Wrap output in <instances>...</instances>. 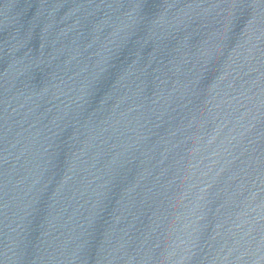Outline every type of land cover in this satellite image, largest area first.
I'll use <instances>...</instances> for the list:
<instances>
[{"label":"water","instance_id":"water-1","mask_svg":"<svg viewBox=\"0 0 264 264\" xmlns=\"http://www.w3.org/2000/svg\"><path fill=\"white\" fill-rule=\"evenodd\" d=\"M0 264H203L184 0H0Z\"/></svg>","mask_w":264,"mask_h":264}]
</instances>
